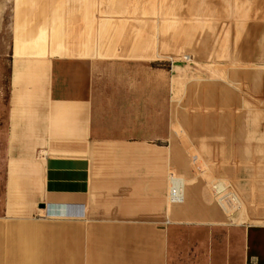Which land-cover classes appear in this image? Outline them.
I'll return each instance as SVG.
<instances>
[{
  "label": "rangeland",
  "instance_id": "rangeland-1",
  "mask_svg": "<svg viewBox=\"0 0 264 264\" xmlns=\"http://www.w3.org/2000/svg\"><path fill=\"white\" fill-rule=\"evenodd\" d=\"M58 55L167 72L170 83L174 80L169 93L175 150L173 162L164 164V176L173 169L186 189L201 180L203 187L214 186L215 166L236 165L253 155L251 206L264 209V0H0V126L9 114L16 147L38 123L49 61ZM209 139V150H201ZM222 139L224 147L232 139L241 142L233 144V151L216 153ZM247 143L254 145L251 154L241 152ZM159 155L166 162L167 155ZM91 156V195L97 205L104 153ZM121 163L122 176L133 173L130 162ZM21 167L16 163V174ZM2 182L0 173V264H72L71 228L62 225L71 223L80 227L73 241L79 240V264H86L92 223L31 215L21 184L11 186L14 201H9L19 208L8 210ZM231 189L235 193L234 185ZM237 212L226 215L232 219Z\"/></svg>",
  "mask_w": 264,
  "mask_h": 264
},
{
  "label": "crops",
  "instance_id": "crops-1",
  "mask_svg": "<svg viewBox=\"0 0 264 264\" xmlns=\"http://www.w3.org/2000/svg\"><path fill=\"white\" fill-rule=\"evenodd\" d=\"M49 64L45 102L29 137L16 147L9 114L0 126V173L8 210L19 208L9 201L11 186L21 184L31 215L85 218L92 223L86 264H264V209L251 206L253 155L236 165L215 166L214 186L203 187L201 177L186 189L173 169L164 176V164L173 162L175 150L169 93L174 80L170 83L167 72L84 56L58 55ZM230 132L233 138L235 132ZM218 141L216 153L228 152V147L233 151V144L241 142L232 139L224 147L225 141ZM210 143L206 140L201 150ZM253 147L247 143L241 152L251 154ZM93 152L104 153L97 205L91 195ZM159 154L167 155L166 162ZM123 160L131 164L130 175L120 172ZM16 163H21L20 174ZM74 207L81 208L78 215L68 210ZM62 225L71 228L70 258L79 264V240L73 241V234L80 227Z\"/></svg>",
  "mask_w": 264,
  "mask_h": 264
},
{
  "label": "bare ground",
  "instance_id": "bare-ground-1",
  "mask_svg": "<svg viewBox=\"0 0 264 264\" xmlns=\"http://www.w3.org/2000/svg\"><path fill=\"white\" fill-rule=\"evenodd\" d=\"M81 208L80 207H74V208H69L68 210L70 211V213H71V215H78L80 212H79V210H80ZM59 215H62V214H59Z\"/></svg>",
  "mask_w": 264,
  "mask_h": 264
},
{
  "label": "water",
  "instance_id": "water-1",
  "mask_svg": "<svg viewBox=\"0 0 264 264\" xmlns=\"http://www.w3.org/2000/svg\"><path fill=\"white\" fill-rule=\"evenodd\" d=\"M39 206H40V207H45V204H40Z\"/></svg>",
  "mask_w": 264,
  "mask_h": 264
}]
</instances>
